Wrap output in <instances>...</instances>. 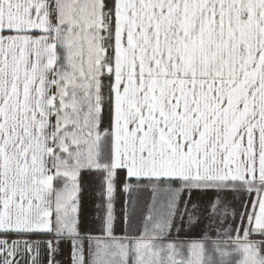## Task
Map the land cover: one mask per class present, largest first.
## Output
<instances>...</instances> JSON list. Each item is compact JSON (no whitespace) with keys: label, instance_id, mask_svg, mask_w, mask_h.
<instances>
[{"label":"snow or ice","instance_id":"snow-or-ice-1","mask_svg":"<svg viewBox=\"0 0 264 264\" xmlns=\"http://www.w3.org/2000/svg\"><path fill=\"white\" fill-rule=\"evenodd\" d=\"M0 264H264V0H0Z\"/></svg>","mask_w":264,"mask_h":264},{"label":"trees","instance_id":"trees-1","mask_svg":"<svg viewBox=\"0 0 264 264\" xmlns=\"http://www.w3.org/2000/svg\"><path fill=\"white\" fill-rule=\"evenodd\" d=\"M87 185L89 187V195L87 197V208L88 211L90 210V213L93 211H95V204H96V199H95V194L94 192H92L93 190V185L95 184H91L90 182H87Z\"/></svg>","mask_w":264,"mask_h":264},{"label":"rangeland","instance_id":"rangeland-1","mask_svg":"<svg viewBox=\"0 0 264 264\" xmlns=\"http://www.w3.org/2000/svg\"><path fill=\"white\" fill-rule=\"evenodd\" d=\"M84 180H85V183H86V184H87V182H90L91 184H95V180H94L93 177H85ZM92 192H94V194H95V185H93V190H92ZM123 198H124V194L121 193V194H120V201H121V202H122ZM95 199H96V202H97V198H96V196H95ZM142 199H143V197H142ZM118 207H119V204H118ZM89 212H90V210H89ZM91 213H93V211H92Z\"/></svg>","mask_w":264,"mask_h":264}]
</instances>
